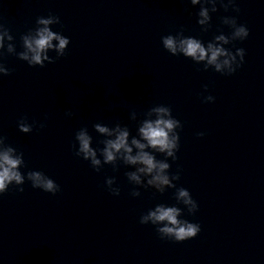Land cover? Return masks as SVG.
Segmentation results:
<instances>
[{
	"label": "clouds",
	"instance_id": "9594fccd",
	"mask_svg": "<svg viewBox=\"0 0 264 264\" xmlns=\"http://www.w3.org/2000/svg\"><path fill=\"white\" fill-rule=\"evenodd\" d=\"M191 5H200L197 13V23L201 30L207 32L211 27V13L216 12L217 3H220L225 11L232 7V10L239 12L240 9L235 6L236 0H190ZM210 5V7L208 6ZM222 23L227 25L231 32L224 34L221 32L206 45L200 39L185 36L183 29L175 35L169 34L161 37L163 48L173 56L183 55L190 58L196 64H203V70L209 68L222 75L230 76L244 63L245 50L237 48L235 52L226 48L225 45L233 41H243L248 38V28L237 22L236 17L225 16ZM60 24V18L49 14L47 17L40 16L36 19V27L30 29L26 34L20 37L23 50L16 51L13 43L14 36L5 25L0 22V57L7 54L16 55L18 59L27 62L29 66L44 67L45 62L54 63L60 57L65 56L66 49L70 43L68 37L60 32L53 31L52 25ZM55 42V43H54ZM49 52H55V57L49 55ZM11 69L0 61V77L11 74ZM207 91V85L204 86ZM215 97L207 95L203 97V102H214ZM66 116L71 117L73 113L67 111ZM144 118L139 121L137 133L132 136L128 126L116 122L113 126L95 123L93 128L96 133L105 137L99 141L102 148H94L93 137L89 134L87 127L80 128L75 133L74 155L89 161L92 168L99 172L104 165H112L114 170H118V162L125 166H132L134 171L126 172L128 181L136 186L155 189L156 192L163 194L166 189H176L174 198L177 204L184 207L168 206L166 204H157L142 214L139 223L143 225L151 224L155 226L159 237L175 242H183L195 238L201 231L198 223L182 219L184 210L189 215L198 211V204L193 199L188 189L177 187L173 181L180 179L179 170L169 174L171 165L168 159L172 161L177 159L179 150L180 135L177 131L182 129V123L174 118L169 106L156 105L143 113ZM132 120H137V114H131ZM35 122L29 124L27 117L18 121V129L22 133H30L33 130ZM40 128L45 125L41 123ZM203 137L205 133H197ZM7 138L0 135V195L9 190L13 185L16 191L23 192L22 185L25 181L31 183L32 188L41 189L52 195L57 194L60 186L49 176L41 171H27L22 173L21 168L25 167L22 152L6 143ZM156 153L162 154L164 159H157ZM102 157V159H101ZM116 184L115 177H108L105 180L107 190L114 196L120 195V188ZM133 197L141 195L138 189H133L130 193Z\"/></svg>",
	"mask_w": 264,
	"mask_h": 264
}]
</instances>
